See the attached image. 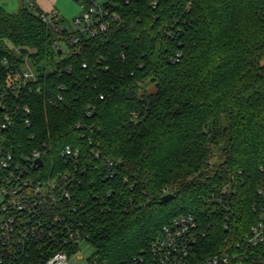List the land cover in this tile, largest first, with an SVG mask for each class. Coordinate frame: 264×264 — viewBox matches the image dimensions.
Instances as JSON below:
<instances>
[{
  "label": "trees",
  "instance_id": "1",
  "mask_svg": "<svg viewBox=\"0 0 264 264\" xmlns=\"http://www.w3.org/2000/svg\"><path fill=\"white\" fill-rule=\"evenodd\" d=\"M105 4L120 19L96 36L44 22L35 3L0 4V100L13 116L2 128L0 109V136L75 172L73 200L98 260L145 252L175 216L193 214L200 261L259 219L264 0ZM27 62L37 79L14 91ZM66 145L80 149L78 167L61 157ZM256 251L247 264H264V243Z\"/></svg>",
  "mask_w": 264,
  "mask_h": 264
},
{
  "label": "built area",
  "instance_id": "2",
  "mask_svg": "<svg viewBox=\"0 0 264 264\" xmlns=\"http://www.w3.org/2000/svg\"><path fill=\"white\" fill-rule=\"evenodd\" d=\"M105 2L80 0L82 14L74 18L78 27L75 30L96 36L107 30L110 19L118 21L120 15ZM35 12L48 24L59 18L57 12ZM80 39V34H76L72 41L78 43ZM77 51L76 45L71 53ZM2 62L9 64L6 59ZM16 74L18 83L9 85L14 91L37 79L28 62ZM0 109L4 111L2 128H9L13 121L11 111L4 110L1 100ZM21 111L30 126V107L25 104ZM61 157L65 164L78 167L82 153L79 148L66 145ZM37 159L42 160L41 165ZM113 163L109 160L110 165ZM57 170L55 158L48 156L47 149L21 144L14 147L7 143L6 136H0V264H77L71 260L81 258L80 242L90 241L84 229L86 216L81 212L84 204H76L71 191L78 179L75 172ZM261 171L259 219L240 236H227L220 251L196 261L199 239L205 234L195 215L179 214L163 226L147 251L120 262L98 260L93 255L86 264H247L264 243V165Z\"/></svg>",
  "mask_w": 264,
  "mask_h": 264
},
{
  "label": "rangeland",
  "instance_id": "3",
  "mask_svg": "<svg viewBox=\"0 0 264 264\" xmlns=\"http://www.w3.org/2000/svg\"><path fill=\"white\" fill-rule=\"evenodd\" d=\"M32 3H35L34 8H40L44 12H57L59 18L62 19V25L68 29L78 28L74 23V18L82 14L80 0H0V4L9 12H15L22 5L30 6ZM262 63H264V59ZM80 250L81 258H73L71 260L73 263L86 264L87 258L95 253V247L86 240L80 242Z\"/></svg>",
  "mask_w": 264,
  "mask_h": 264
},
{
  "label": "water",
  "instance_id": "4",
  "mask_svg": "<svg viewBox=\"0 0 264 264\" xmlns=\"http://www.w3.org/2000/svg\"><path fill=\"white\" fill-rule=\"evenodd\" d=\"M36 162H37L39 165L42 164V160H41V159H37ZM173 197H174L173 194H171V193H167V194H165V195L162 196V198H161V202H162V203L168 202V201H170L171 199H173Z\"/></svg>",
  "mask_w": 264,
  "mask_h": 264
}]
</instances>
